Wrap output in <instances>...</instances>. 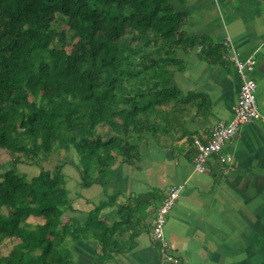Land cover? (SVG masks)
<instances>
[{"label": "trees", "instance_id": "1", "mask_svg": "<svg viewBox=\"0 0 264 264\" xmlns=\"http://www.w3.org/2000/svg\"><path fill=\"white\" fill-rule=\"evenodd\" d=\"M187 22L172 0H0V149L11 156L10 166L0 162V246L14 243L0 264H79L73 247L89 241L100 246L92 264L134 249L147 205L119 204L111 224L102 211L114 194L67 219L77 211L65 163L48 169L43 160L73 150L87 188L139 159L132 139L156 133L164 106L180 102L178 50L209 43L188 35Z\"/></svg>", "mask_w": 264, "mask_h": 264}, {"label": "crops", "instance_id": "2", "mask_svg": "<svg viewBox=\"0 0 264 264\" xmlns=\"http://www.w3.org/2000/svg\"><path fill=\"white\" fill-rule=\"evenodd\" d=\"M172 4L188 17L186 33L205 36L209 43L178 50L182 62L172 86L182 93L180 102L164 106L167 118L156 133L132 139L139 159L121 160L109 184L87 188L80 186L75 165L79 158L73 150L46 157L43 164L55 169L65 163L77 211L67 213V219L84 218L114 194L117 203L102 211L111 224L121 219L119 204L148 206L149 216L141 223L134 249L110 264H163L152 224L168 189L178 183L186 188L168 217L165 233L183 264H264V0H172ZM235 54L258 59L252 77L260 117L224 143L221 153L232 158L230 163L213 155L207 171L200 173L195 169V139L206 140L216 123L235 114L242 85L231 58ZM21 170L30 176L39 173L33 165H21ZM131 233L130 229L126 235ZM73 249L79 264H92L100 246L89 241L75 243Z\"/></svg>", "mask_w": 264, "mask_h": 264}, {"label": "built area", "instance_id": "3", "mask_svg": "<svg viewBox=\"0 0 264 264\" xmlns=\"http://www.w3.org/2000/svg\"><path fill=\"white\" fill-rule=\"evenodd\" d=\"M225 45L230 47V42ZM237 72L242 80L241 89L238 95L235 114L231 120H220L212 128L210 136L206 140L195 139L197 155L195 158V169L197 172L207 171V162L213 155H218L225 163H230L231 157L223 155V145L238 134L240 128L260 117L257 101V82L252 77L256 69L258 59L256 55L246 58L235 54L232 57ZM229 169L224 168L223 173ZM185 183L172 185L162 200L152 224V238L158 243L160 249V260L163 264H183L175 252L174 246L166 237V224L168 217L176 206L182 192L185 190Z\"/></svg>", "mask_w": 264, "mask_h": 264}, {"label": "rangeland", "instance_id": "4", "mask_svg": "<svg viewBox=\"0 0 264 264\" xmlns=\"http://www.w3.org/2000/svg\"><path fill=\"white\" fill-rule=\"evenodd\" d=\"M52 20H55V15L52 16ZM62 28L67 29L68 26L66 23L62 22L61 23ZM10 154L8 152H6L3 149H0V162L3 163L5 166H10ZM13 242L8 240L5 243H3L0 246V254H8V252L11 250V248L13 247Z\"/></svg>", "mask_w": 264, "mask_h": 264}]
</instances>
